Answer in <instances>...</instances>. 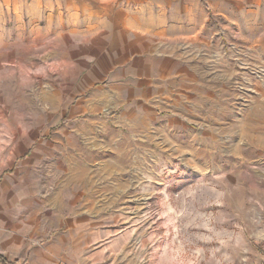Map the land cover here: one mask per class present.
Returning <instances> with one entry per match:
<instances>
[{
    "label": "rangeland",
    "instance_id": "rangeland-1",
    "mask_svg": "<svg viewBox=\"0 0 264 264\" xmlns=\"http://www.w3.org/2000/svg\"><path fill=\"white\" fill-rule=\"evenodd\" d=\"M23 1L0 0V255L262 262L264 0H203L200 34L135 70Z\"/></svg>",
    "mask_w": 264,
    "mask_h": 264
},
{
    "label": "crops",
    "instance_id": "crops-1",
    "mask_svg": "<svg viewBox=\"0 0 264 264\" xmlns=\"http://www.w3.org/2000/svg\"><path fill=\"white\" fill-rule=\"evenodd\" d=\"M26 2L27 8L22 11V15L44 17L64 15L65 9L68 20H83L82 34L88 36L85 44L102 45L101 50L109 53L115 51L116 60L121 57L123 61L116 65L134 70L143 67L145 63L149 67L150 63L155 61L156 43L183 46L187 37L200 34L202 17L209 15L203 0H26ZM20 5L22 8L23 0H20ZM213 5L211 1L210 6ZM74 24V27L78 26L77 23ZM158 56L176 61L179 55ZM179 58L181 67L184 68V55ZM139 75L142 77L144 73L139 72ZM137 82L143 81L139 78Z\"/></svg>",
    "mask_w": 264,
    "mask_h": 264
},
{
    "label": "trees",
    "instance_id": "trees-1",
    "mask_svg": "<svg viewBox=\"0 0 264 264\" xmlns=\"http://www.w3.org/2000/svg\"><path fill=\"white\" fill-rule=\"evenodd\" d=\"M0 264H9L4 257L0 256Z\"/></svg>",
    "mask_w": 264,
    "mask_h": 264
},
{
    "label": "built area",
    "instance_id": "built-area-1",
    "mask_svg": "<svg viewBox=\"0 0 264 264\" xmlns=\"http://www.w3.org/2000/svg\"><path fill=\"white\" fill-rule=\"evenodd\" d=\"M257 264H264V260L262 262H260V263H257Z\"/></svg>",
    "mask_w": 264,
    "mask_h": 264
}]
</instances>
